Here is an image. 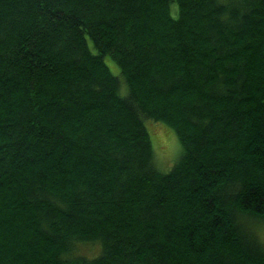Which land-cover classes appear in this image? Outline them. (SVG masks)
Listing matches in <instances>:
<instances>
[{
  "label": "trees",
  "instance_id": "trees-1",
  "mask_svg": "<svg viewBox=\"0 0 264 264\" xmlns=\"http://www.w3.org/2000/svg\"><path fill=\"white\" fill-rule=\"evenodd\" d=\"M248 219L264 0H0V264H264Z\"/></svg>",
  "mask_w": 264,
  "mask_h": 264
},
{
  "label": "rangeland",
  "instance_id": "rangeland-1",
  "mask_svg": "<svg viewBox=\"0 0 264 264\" xmlns=\"http://www.w3.org/2000/svg\"><path fill=\"white\" fill-rule=\"evenodd\" d=\"M110 67L112 68V71H115L113 65H110ZM146 127L150 133L153 148L156 149L159 165L161 167L160 169L164 171L169 170L178 159L177 156L180 154L177 138L171 129H167L160 124L148 123ZM246 224L253 228L252 230L256 237L262 244H264V221L248 219ZM85 249H87V247L80 248L81 251H84ZM93 249L94 247L90 248L89 251L91 252Z\"/></svg>",
  "mask_w": 264,
  "mask_h": 264
}]
</instances>
